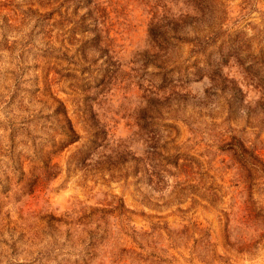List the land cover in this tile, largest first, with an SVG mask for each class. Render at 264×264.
<instances>
[{
    "label": "rangeland",
    "instance_id": "rangeland-1",
    "mask_svg": "<svg viewBox=\"0 0 264 264\" xmlns=\"http://www.w3.org/2000/svg\"><path fill=\"white\" fill-rule=\"evenodd\" d=\"M82 258L264 264V0H0V264Z\"/></svg>",
    "mask_w": 264,
    "mask_h": 264
},
{
    "label": "trees",
    "instance_id": "trees-1",
    "mask_svg": "<svg viewBox=\"0 0 264 264\" xmlns=\"http://www.w3.org/2000/svg\"><path fill=\"white\" fill-rule=\"evenodd\" d=\"M257 56H259V57H257ZM256 57H255V60H252V62H255L257 59H259L261 56H263V54H262V52H261V55H257ZM66 120V119H65ZM70 120V119H69ZM71 121V120H70ZM70 121L68 122V126H69V129H71V131L72 132H66L65 133V135H67V136H69L70 138H73V137H76V132H75V130L73 129V126H72V124L70 123ZM98 239H100V237L98 238V235H96V237H95V239H93V242H91V246H92V248H95V246H96V242H97V240ZM93 256V252H92V254L90 255V257H92ZM87 260L85 259V258H82V261L81 262H77V263H79V264H87Z\"/></svg>",
    "mask_w": 264,
    "mask_h": 264
}]
</instances>
